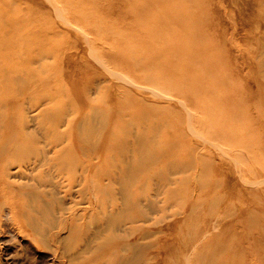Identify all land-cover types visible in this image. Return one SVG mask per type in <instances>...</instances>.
I'll return each instance as SVG.
<instances>
[{"label": "rangeland", "instance_id": "rangeland-1", "mask_svg": "<svg viewBox=\"0 0 264 264\" xmlns=\"http://www.w3.org/2000/svg\"><path fill=\"white\" fill-rule=\"evenodd\" d=\"M81 1L86 5L91 2L95 9L92 21L138 36L143 41L141 48L149 42L148 46L152 45L134 19L132 0ZM186 1L181 19L188 14L184 39L190 52L185 65L189 85H195L192 97L163 82L159 75L164 70L141 66L160 81L153 84L143 80V73L148 72L130 69L127 56L107 60L102 55L107 52L105 41L75 12L81 5L67 11L60 0H12L33 17L47 18L50 36L61 39L65 46L58 56L47 59L56 65L52 86H60V97L71 96L82 113L94 111L89 99L103 91L115 105L121 98L129 105L148 108L171 124L169 131H160L159 139L173 138L172 152L176 155L169 164L154 165L161 172L157 179H141L138 188L133 186L143 196L137 204L141 213L114 231L116 238L111 245L130 246L120 256H113L107 244H100L105 233L96 218L102 214L95 215L92 209V193L82 194L79 168L69 183L62 174L45 173L46 166L17 170L8 164L2 178L17 186V193L9 190L0 194L4 214L0 217V264H127L125 259L136 251L133 264H205L208 250L213 257L222 256L211 244L224 238L233 239L234 264H264V0ZM21 17L19 11L16 19ZM160 20L166 22L165 17ZM160 59L165 60L163 56ZM32 65L39 67L38 62ZM40 97L21 106L24 130L19 137L32 135L42 146L37 118L49 104ZM59 126L64 129V124ZM50 146H42L48 155L62 148ZM123 179L116 186L121 191L117 196H133ZM32 188L43 193L39 197L42 202L59 199L55 210L45 213L49 222L41 220L43 244L30 237L25 220L16 219V208L11 204Z\"/></svg>", "mask_w": 264, "mask_h": 264}, {"label": "bare ground", "instance_id": "bare-ground-1", "mask_svg": "<svg viewBox=\"0 0 264 264\" xmlns=\"http://www.w3.org/2000/svg\"><path fill=\"white\" fill-rule=\"evenodd\" d=\"M60 2L67 11L77 4L81 5L77 11L74 10L80 16L79 20L93 28L94 33L105 41L107 52L102 55L107 60H120L127 56L126 60L131 64L130 69L148 72L143 73V80L153 84L160 82L150 72L153 67L158 68L160 72L164 70V74L159 75L163 82L174 84L183 96H195V85H189L185 65L186 56H189L190 52L186 48L184 39L188 33V26L185 24L187 19L184 18H187L188 14L186 13L187 16L183 14L181 19L182 10L187 4L186 0L131 1L135 5L131 8L134 19L141 27L143 26L147 33L146 38H149L152 44L148 46L149 42L143 48H141L143 41L141 42L138 36L125 31H115V27L110 24L109 27L99 21H92L90 15L95 9L91 2H88V5L81 0H60ZM19 11H22L23 17L16 19ZM164 17L166 22H161L160 19ZM51 31L47 18L37 19L27 9L14 6L12 0H0V194L5 195L9 190L15 195L17 193V186L2 178L8 164L15 165L17 170L30 165L46 166L45 173L53 171L62 174L68 178L69 183L74 180V172L79 168L83 174L84 188H81V192L83 195L85 192L92 193H89L92 195L89 198L94 203L92 209L95 215L98 212L102 214L96 218L100 231L105 233L103 243L100 244H107L110 254L120 256L130 246L111 245L116 238L114 231L125 222H132L141 213V207L137 204L142 201L140 199L143 196L138 194L136 189L133 190V186L138 188L141 179L146 181L157 179L158 177L155 176L161 172H157L154 165L168 162L176 155L172 152L173 138L159 139L160 131H169L171 124L148 108L129 105L121 98L115 105L113 99L104 91L94 99H89V106L94 110L92 114L82 113L78 103L71 96L60 97L58 94L62 92L60 86H52V80L57 78V72L54 70L56 65L47 59L58 56L65 46L61 39L50 36ZM109 38L110 41L106 42ZM154 42H157V45ZM162 56L165 60L160 59ZM33 62H38L39 67H33ZM141 66L147 67L150 71ZM39 97L46 98L49 104L40 110L37 118V128L43 139L42 146L47 145V149L51 147L50 145H53L52 148L57 145L62 147L54 150L52 155L44 151V147L40 146L41 142L34 136L19 137L20 132L24 130L21 106L27 103L33 104ZM60 123L64 124V129H59ZM61 142L63 144H60ZM163 178L162 180H167ZM122 179L131 187L133 196L130 193L117 196L121 191L118 192L116 186L120 185ZM24 193V198L13 199L11 202L16 208L15 217L18 220L20 218L25 220L23 222L30 229V237L43 244L41 220L49 222L45 213L54 211V204H57L59 199L52 198L51 201L42 202L39 197L43 193L40 194L35 188L27 189ZM146 205L148 206V203ZM1 216L4 214L0 208ZM131 233L127 234L131 235ZM212 241L215 242L211 245H214L213 247H216L222 256L213 257L212 252L208 250L207 258L204 259L205 264H234L233 239ZM137 254L136 251L125 257L127 264H133Z\"/></svg>", "mask_w": 264, "mask_h": 264}]
</instances>
